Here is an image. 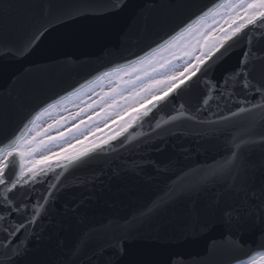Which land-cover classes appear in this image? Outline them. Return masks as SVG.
<instances>
[{"label":"water","instance_id":"95a60500","mask_svg":"<svg viewBox=\"0 0 264 264\" xmlns=\"http://www.w3.org/2000/svg\"><path fill=\"white\" fill-rule=\"evenodd\" d=\"M213 3L0 0V140L40 107L143 55ZM50 21L55 28L49 39L27 56L13 55ZM249 48L256 57L254 74L264 75V23L233 44L216 74L236 66ZM203 91L197 82L180 97L152 108L142 124L106 151L66 169L54 168L52 182L62 172L54 207L29 228L15 264H167L170 258H182L178 264H239L264 251L258 229L245 230L241 246L232 245L219 209L210 210L219 201L220 188L210 180L205 187L208 169L230 158L236 145L239 161L233 163H242L256 186L264 182V111L239 113L240 105L213 95L209 108L195 113ZM180 103L196 119L178 118L157 129V122L177 114ZM177 176L180 188L199 186L198 195L157 207L167 189L180 183ZM32 187L14 193L18 202L25 193L35 202L46 184L36 183L34 193ZM3 252L0 248V261L6 259Z\"/></svg>","mask_w":264,"mask_h":264},{"label":"snow or ice","instance_id":"6c2138e0","mask_svg":"<svg viewBox=\"0 0 264 264\" xmlns=\"http://www.w3.org/2000/svg\"><path fill=\"white\" fill-rule=\"evenodd\" d=\"M221 9L225 11L221 12ZM260 23H264V0H214L206 10L178 24L155 47L112 70L124 69L127 77L124 83L131 85L130 88L118 90L113 87L97 93L98 99L89 97L85 102L79 96L81 91L111 75V72L100 73L93 80L40 107L16 132L0 140V248L4 249L6 258L0 264H15L22 254L29 228L54 207L62 172L56 173L52 182V170L56 167L66 169L97 152L106 151L129 129L142 124L152 108L180 97L199 82L204 91L195 113L206 111L213 95L225 103L240 105L239 113L264 111V75L257 78L254 74L256 57L250 48L243 52L236 66L225 69L219 76L216 74L233 44ZM49 25L36 28L13 55L27 56L49 39L55 28L51 21ZM77 96L81 101L76 105L77 111L60 115L42 130L37 127V121L45 115L50 116L51 110ZM178 118L195 120L196 116L186 112L185 104L180 103L177 114L170 116L168 121L157 122L156 128ZM110 125H116L117 129L97 141V134ZM90 137L93 138L91 141ZM239 147L236 145L230 150V158L209 168L205 180V187L210 180L220 188L219 201L210 210L219 209L220 219L228 228V239L234 247L241 246L245 230L258 229L260 236L264 237V182L256 186L245 166L233 163L234 159L239 161L235 150ZM152 166L155 167V162ZM136 167L144 171L140 165ZM176 179L180 183L167 189L157 207H167L193 193L198 195L199 186L180 188L182 181L179 176ZM36 183L46 184L45 191L36 201L33 202L31 194L25 193L23 200L18 202L14 193L30 184L34 193ZM226 200L231 203L224 204ZM204 227L210 226L206 224ZM118 252L124 254L122 245ZM257 257L264 259V251H257L249 261L240 264H253ZM178 259L170 258L167 264H178Z\"/></svg>","mask_w":264,"mask_h":264},{"label":"bare ground","instance_id":"6f19581e","mask_svg":"<svg viewBox=\"0 0 264 264\" xmlns=\"http://www.w3.org/2000/svg\"><path fill=\"white\" fill-rule=\"evenodd\" d=\"M95 88V87H94ZM58 110H63V108H65V105L61 104L58 107ZM57 108H55L54 110H56ZM52 112V111H51Z\"/></svg>","mask_w":264,"mask_h":264},{"label":"rangeland","instance_id":"374dc122","mask_svg":"<svg viewBox=\"0 0 264 264\" xmlns=\"http://www.w3.org/2000/svg\"><path fill=\"white\" fill-rule=\"evenodd\" d=\"M37 127L41 129L42 128V124L40 123Z\"/></svg>","mask_w":264,"mask_h":264}]
</instances>
